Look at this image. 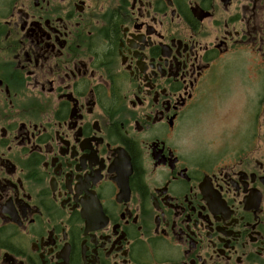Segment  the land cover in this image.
Listing matches in <instances>:
<instances>
[{
	"label": "flooded vegetation",
	"instance_id": "1",
	"mask_svg": "<svg viewBox=\"0 0 264 264\" xmlns=\"http://www.w3.org/2000/svg\"><path fill=\"white\" fill-rule=\"evenodd\" d=\"M0 264H264V0H0Z\"/></svg>",
	"mask_w": 264,
	"mask_h": 264
},
{
	"label": "rangeland",
	"instance_id": "2",
	"mask_svg": "<svg viewBox=\"0 0 264 264\" xmlns=\"http://www.w3.org/2000/svg\"><path fill=\"white\" fill-rule=\"evenodd\" d=\"M236 67L233 65L229 70L218 71L220 73L214 81L202 89L199 110L191 117L197 148L208 150L210 147H220L223 143H229V135L240 132V129H233L237 125L233 123L235 116L241 113L240 76ZM227 104H231L230 112L226 110Z\"/></svg>",
	"mask_w": 264,
	"mask_h": 264
}]
</instances>
